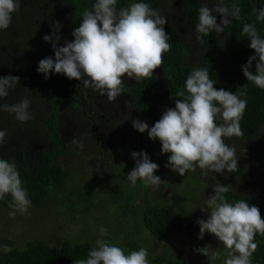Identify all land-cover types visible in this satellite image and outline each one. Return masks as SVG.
I'll return each instance as SVG.
<instances>
[{"label":"trees","instance_id":"16d2710c","mask_svg":"<svg viewBox=\"0 0 264 264\" xmlns=\"http://www.w3.org/2000/svg\"><path fill=\"white\" fill-rule=\"evenodd\" d=\"M169 1L175 4V11L173 10V15L165 16L162 13L164 3L161 0H117V11L133 2H144L160 15H164L167 20L164 28L170 45V50L163 54V63L157 72L154 71L150 78L138 82L135 80L130 87L123 84V92L130 95L131 106L138 110L141 118L151 128L166 109L175 107V100L180 98L176 97V92L186 91L187 76L196 68H206L214 82V88H223L247 101L240 120L243 135L231 138L235 144H247V151L251 152L257 144L264 142V89L247 81L243 75L242 65L255 55V51L249 47L250 41L241 32L244 24L252 23L261 38H264V22L257 21L254 12V9L264 8V0H224L230 10L232 4L240 7V19H232L222 33L212 31L207 36L195 31L198 10L202 6L214 8L218 0ZM94 3L95 0H20V10L12 14L10 26L0 29V77L20 78L18 85L9 89L8 96L0 98V104L12 105L27 98L31 101L28 111L33 117L26 122H20L14 114L0 111V130L11 134L12 138L18 135L33 139L41 135L42 141L48 144L47 149L40 151L26 148V144H23L22 149H11L3 145L0 147V159H8L16 164L22 187L27 191V198L37 209L56 199H78L84 188H90L88 197L92 204L87 207L86 212L94 216L90 217L89 229L93 231L95 228L97 234L89 237V231L83 230L85 236L77 234L63 244L34 239L28 240L23 246L18 245L9 235L0 234V245L3 247L0 249V264H74L75 260L86 259L89 251L96 246L95 242L100 238V227L106 228L108 232L103 239L121 247L126 255L139 248L147 249L149 264H196L175 256L171 248L159 249L157 242L172 238L179 225L193 215L198 208L197 201H192L195 196L204 198V206L210 211L206 195H213L215 185L221 183L208 175H193L188 171L180 176L170 170L171 175L168 174L167 178L162 174L160 176L164 182L159 186L160 191L174 189L176 195L182 193L181 197H176L174 201L153 200L150 197V185L139 180L133 185L128 181L127 175L135 166L132 157L126 160L130 154L123 153L113 142L100 143V149H106V166L93 174L94 177L102 178L96 184L97 189L92 187L91 180L74 183L71 172L62 165L67 148L59 129L61 114L74 104L75 97L70 92V87L75 84L74 79L70 80L63 74H49V78L45 79L42 73H38V83L44 81L52 96L49 109L41 116L33 108L37 94L31 92V78L41 59H55L52 43H46L43 37L51 36L53 27L59 21L60 30L57 35L61 39L57 46H64L65 40L74 39L72 32L79 27L82 13L91 10ZM213 15L216 16L217 24H221L222 17L218 13ZM198 35L201 36L200 40L197 39ZM251 71H255V62ZM216 123L220 124L222 121L217 118ZM131 131H135L133 126L129 133ZM146 143L142 142V146L148 152L159 148L160 157L169 158L171 155L162 154L158 139L151 145ZM155 160L156 158L151 159L152 162ZM260 160L261 157H258V163ZM108 166H113L114 171H108ZM230 174L241 177L244 170L237 169ZM94 195H98L99 200H95ZM225 195L230 203L243 200L249 205L257 206L264 217V200L251 194L234 192L232 189ZM0 204L3 208L12 207L11 195L0 199ZM100 204H104L102 209L105 212L119 211L115 224H98L94 208ZM69 208L73 211L81 209L80 206L77 207V202ZM92 222L97 224L92 226ZM255 242L258 247L251 257V264H264V236L257 234ZM226 257L225 250L211 264H223Z\"/></svg>","mask_w":264,"mask_h":264},{"label":"clouds","instance_id":"9594fccd","mask_svg":"<svg viewBox=\"0 0 264 264\" xmlns=\"http://www.w3.org/2000/svg\"><path fill=\"white\" fill-rule=\"evenodd\" d=\"M117 0H95L91 10L82 13L79 27L72 32L73 40L57 46L60 36L59 21L53 27L51 36H44L46 43H52L55 59L45 57L38 63L37 72L45 79L50 73L63 74L68 79L82 81L86 88L97 91L113 102L123 93L125 75L137 82L150 78L155 69L161 67L163 54L170 50L165 32L166 18L147 3L133 2L117 11ZM20 10V0H0V29H7L12 14ZM241 9L232 4L231 10L218 0L214 8L202 6L198 10L195 31L207 36L210 32L222 33L232 19H240ZM256 20L264 22V8L254 9ZM218 13L222 17L217 24ZM242 35L250 41L249 47L255 51L245 65L243 75L260 89H264V38L259 35L255 24L247 23ZM200 40L201 36L198 35ZM255 62V71H251ZM18 76L0 77V98L7 97L10 88L19 83ZM79 87V85L77 86ZM185 90L177 91L175 107L168 108L162 117L149 129L139 118L133 120V128L148 132L149 139L159 140L162 154L170 153L168 163L172 171L184 176L188 171L201 170L223 174L238 169L236 150L225 142V138L242 136L240 120L247 107L241 96L214 88L206 68L194 69L186 78ZM242 95V94H241ZM31 101L27 98L18 103L0 104V111L15 115L20 122L32 119L28 111ZM217 118L222 123L217 124ZM6 131L0 130V144L4 142ZM135 166L127 175L133 185L142 181L145 185H159L162 180L154 175L159 165L152 162L146 152H132ZM230 188L217 184L214 194L207 199L210 214L207 220L199 219V239L210 233L218 238L227 251L223 264H251V257L258 245L257 234L264 236V217L260 209L248 202L237 200L228 202L226 193ZM11 195V206L21 214L26 213L31 201L22 187L20 174L14 162L0 159V199ZM14 214V213H13ZM100 238L96 240L86 259H78L74 264H149L145 248L125 254L121 247L103 239L107 229L100 227ZM7 250V249H6ZM199 254L215 261L220 253L209 247L198 248Z\"/></svg>","mask_w":264,"mask_h":264},{"label":"rangeland","instance_id":"374dc122","mask_svg":"<svg viewBox=\"0 0 264 264\" xmlns=\"http://www.w3.org/2000/svg\"><path fill=\"white\" fill-rule=\"evenodd\" d=\"M161 2L164 3L162 13L165 16L166 14L168 16L173 15V10L175 11L173 6L175 4L169 0H161ZM157 70L158 68L154 71L157 72ZM35 71L34 76L31 78V82H33L31 92L37 94L33 108L41 116L42 113L49 109V101L52 95L47 90L44 81L43 83H38L39 72H37V68ZM122 79L124 80L123 84L128 87L135 82L134 78H129L127 75ZM74 83L70 87V92L75 97L74 104L69 106L59 119L61 138L67 148L65 157L62 159V165L71 172L74 183L80 184L91 180L93 182L92 187L97 189L96 184L102 178L94 177L93 174L103 170L106 166L104 154L106 149H100L101 142L102 144L103 142L111 144L113 142L114 146H119L123 153L127 152L130 154L126 160L130 159L132 152H146L150 159L156 158L154 163L159 165L154 175L160 177L162 174L165 178H167L168 174L171 175V168L165 167L168 163V158L160 157V149L157 148L155 151L148 152V149L142 146V142L145 141L147 142L146 145L153 144V141H150L151 139L148 137V132L140 133L135 130L129 133L133 126V120L137 118L144 122L146 120L142 119L138 110L131 106L132 100L128 93L123 92L115 101L109 102L106 96L100 95L99 92L93 91L91 88L84 87L82 81L74 80ZM78 85L79 87H77ZM225 142L235 148L238 169L244 170V174L241 177H236L225 169L223 174L207 171L205 175L206 170L196 168L195 171H191L193 175H208L209 178L213 177L217 183L229 186L234 192L251 194L264 200V160H262L264 157V142L257 144L251 152L247 151V144H235L232 138H225ZM3 143L0 147L5 145L11 149H22L23 144H26V148H33L34 151L48 148V144L42 141L41 135L30 139L29 136L18 137V135H14L12 138L11 134H7ZM106 146L109 145L107 144ZM257 156L261 157L259 163ZM132 162L135 165L133 159ZM108 167V171H114L113 166ZM163 183L157 186L150 185L149 192L153 200L174 201L176 197H181L182 193L180 192V195H176L174 189L160 191L159 186ZM182 188L179 187V189ZM89 190L90 188H84L80 194L78 192L77 194L81 195L78 199H56L54 202L38 209L30 204L27 212L23 214L14 207L3 208L0 204V234L9 235L20 246L25 245L28 240L32 241L34 239H43L51 244H63L77 234L85 236L83 230L89 231V237L91 235L96 236L95 228L93 231L89 229L90 217L94 216L86 212L87 207L92 204L89 200L90 197H88V193H91ZM210 196V193L206 195V199ZM93 197L95 200H99L98 195ZM203 200L204 198L201 199L200 196H195L192 199V201H197L198 208L195 209L193 215L179 225L172 238L167 241L157 242L159 249L171 248L175 256L180 257L185 262L196 264L213 263V261H209L207 256L195 251L198 248L207 246L210 250H215L219 253L225 252L224 246L214 235L206 232L202 240L198 238L199 225L197 220H207L210 214V211L204 206L206 204ZM74 202H77V207H81L80 211H73L71 210L72 208H69ZM103 206L104 204H100L94 208L98 224H115L116 220H118L117 213L119 211L111 210L105 212L104 208L102 209ZM91 224L93 226L97 223L92 222ZM0 249H3L1 245Z\"/></svg>","mask_w":264,"mask_h":264}]
</instances>
